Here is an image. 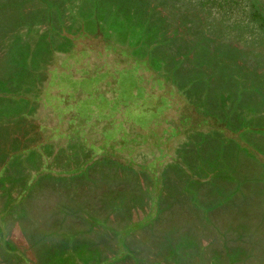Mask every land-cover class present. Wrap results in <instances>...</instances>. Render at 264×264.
Listing matches in <instances>:
<instances>
[{"label": "rangeland", "instance_id": "1", "mask_svg": "<svg viewBox=\"0 0 264 264\" xmlns=\"http://www.w3.org/2000/svg\"><path fill=\"white\" fill-rule=\"evenodd\" d=\"M19 65L43 80L32 94L40 104L24 103L29 114L19 117L9 113L16 102L0 101V111L10 114L0 119L2 150L13 148V134L36 142L59 127L53 110L59 94L44 88L61 72L101 73L105 91L109 75L121 74V82L144 89L125 109L154 106L146 118L159 114L141 130L129 125L121 105L102 103L103 117H117L106 136V125L94 126L101 139L96 149L87 146L99 156L93 172L99 183L86 188L123 207L120 215L109 205L93 216L104 229L91 230L84 248L99 244V264H216L217 252L232 248L238 258L220 264H264V0H0V82L13 83ZM60 82L58 76L52 87ZM91 129L90 123L82 128ZM63 130L65 140L73 138L72 128L63 124ZM122 132L127 143L114 154L135 162L122 165L125 173L105 153L100 158ZM75 143L68 144L69 159L81 161L84 150ZM155 163L168 172L152 210L154 181L143 166ZM0 242V264H33L19 225L11 223ZM183 243L186 250L176 251ZM12 246L27 263L2 257ZM65 258L81 264L75 256L59 257Z\"/></svg>", "mask_w": 264, "mask_h": 264}, {"label": "trees", "instance_id": "2", "mask_svg": "<svg viewBox=\"0 0 264 264\" xmlns=\"http://www.w3.org/2000/svg\"><path fill=\"white\" fill-rule=\"evenodd\" d=\"M19 68L21 71L13 77V83L0 82V101L11 99L14 104L16 102L15 106L18 108L10 107L11 111L9 113H18V116H22L29 114V110L24 108L26 107L24 103L38 108L40 100L38 101L37 96L34 95L33 97L32 94L35 91L38 92V90L40 91L43 89V80H41L39 76L32 78V76H34L32 69H28L26 66L22 65H19ZM112 69L115 70L116 68ZM90 73L91 74H79L76 71H73L72 73L66 74V72H61L58 76L60 77V84L62 86L58 87L57 90L52 86H58L55 83L58 76H54L52 79L49 78V82H47V86L44 90H53L56 95L59 94L55 98L53 110L58 117L61 118H58V121L61 120L59 127L56 125V127L51 130L52 135H43L42 133L39 135L40 137L36 142H30L25 135L18 137L16 134H13L9 144L13 147L11 150H2V144L0 142V238L2 237V241H5V235L7 233L5 221L8 223L10 220L13 221L12 219L19 216V210L16 209L18 205L22 204V207H24V205L28 206L30 204L31 206L34 205V202L41 201L43 203L44 212H48L52 210V205H54L50 200L52 195L62 194L63 197H68L69 201L77 203L83 201L86 210L91 212V230L93 231L104 229L103 226L105 225H103V223L97 218L93 221L94 215L102 214L104 208L109 209V205L111 206L110 209L112 211L121 208L120 202H116L115 200L112 201L109 197L103 199L100 195L92 194L90 189L87 190L86 185L90 186L91 183H93V185H98L99 183V181H96L95 175H93L96 165H99V162L95 161L99 156L93 152L91 146L87 145L92 142L91 144L94 146L93 148L96 149L94 143L101 139L98 138L94 126L98 127L106 125L102 129V133H105L106 136L107 133H110L111 131V129L107 130L108 125L113 124L111 118L117 117L110 113L109 115L104 114L103 117L101 114L102 103L112 102L113 106L121 105V107L125 109L131 104L130 101H134L133 103L135 104L141 99V94L144 92V89L138 87L136 84L134 85L135 87H131L126 78H123L121 82V74H117L116 77L110 75L108 77L107 86L109 85L111 89L107 88V91L99 90L98 82L104 79V75L102 76L101 73H96V71ZM94 74H97L100 77H95ZM41 78H43V76ZM126 84H128V86ZM8 90L16 91L13 94L6 96L5 94H7L6 91ZM55 94H51V97H55ZM33 104H35V106ZM113 106L111 107V112L113 111ZM139 106L143 107V103H140ZM152 108H154V106L142 109L136 113H133L135 110L125 109V115L128 113L130 115L127 116L131 121L129 125L133 124L143 130L147 129L146 125H149L154 121L158 122L157 119L159 114L157 116L146 118L145 112L152 111ZM19 110L22 112H18ZM9 113L0 111V119H5L7 121V116H10ZM66 118H68V122L66 121ZM87 123H90L92 129L89 131L82 130ZM63 124H65V126L67 125L68 128H72L71 133L74 134L72 139H64L67 132H64ZM59 130H61L62 133H60ZM126 134V132H122L119 142L109 145L103 153H100V158H102L101 156L104 153L106 154L107 159L105 160L107 162L108 160H115L111 164L109 162V165H114V169L119 170L121 173L127 172L122 167L123 164L135 163L132 158L124 160L121 157L122 159L119 160L116 158L113 151L115 147L120 146V143H127ZM87 135H89V137H87ZM153 137L155 138L154 142L156 143V140L159 138H157L158 136L155 134H153ZM116 138H118V136H116ZM54 139H58V141L60 140V143L54 141ZM71 142H77L75 144L78 145V147L83 148V160L69 159L70 153L67 152V149L69 147L68 144ZM48 147H51V149ZM148 166L150 167V174L152 176L147 178L148 180L152 179L154 181L153 191L155 190V200L152 202L151 199V203L153 204L151 208L154 210L158 191L161 188L160 179L164 180V176L167 174L168 170L164 165L161 166L158 163L152 165L148 164L147 166H143V168ZM84 179L87 181L85 184H83L84 182H79V180ZM81 184L85 186V189ZM66 190H69V192H64ZM151 218L154 219L155 216L151 214L150 219H147V222H151ZM105 219L108 218L105 217ZM97 223H100V225ZM92 245L94 249H97L96 243Z\"/></svg>", "mask_w": 264, "mask_h": 264}, {"label": "crops", "instance_id": "3", "mask_svg": "<svg viewBox=\"0 0 264 264\" xmlns=\"http://www.w3.org/2000/svg\"><path fill=\"white\" fill-rule=\"evenodd\" d=\"M79 182L85 184L87 181L84 179L79 180ZM64 192H69V190ZM50 200L54 205H52V210L48 212H44L43 203L40 201L34 202V205L31 206L30 204L24 205V207L22 204L18 205L16 209L19 210V216L12 219L14 222L10 220L7 223L5 221L7 232L11 223L19 225L30 250L33 252V264H60L61 261L63 264H71V259H59L61 256L68 257L70 255L77 257L81 264H86L88 261L89 264H99L100 259L103 258L100 254V248L94 249L93 246L88 250L84 248L86 243L91 242L92 223L91 212L86 210L84 202L69 201L68 197H63L62 194L52 195ZM115 212L120 215L118 209ZM35 232L38 236H33ZM6 236L7 233L5 241ZM36 238L37 240L34 242ZM118 245L120 249L123 247L119 243ZM98 246L99 244H97ZM12 249L10 253H4L1 250L4 254L2 257L14 258L24 263L28 262L24 254L17 253L18 250L14 246ZM15 251L17 252L15 253Z\"/></svg>", "mask_w": 264, "mask_h": 264}, {"label": "flooded vegetation", "instance_id": "4", "mask_svg": "<svg viewBox=\"0 0 264 264\" xmlns=\"http://www.w3.org/2000/svg\"><path fill=\"white\" fill-rule=\"evenodd\" d=\"M122 239V238H121ZM123 240V239H122ZM119 249V248H118ZM157 250H155V251H162L163 250V248H156ZM186 250V245L183 243V244H180V246H177L176 247V251H178V252H181V251H185ZM164 251H165V249H164ZM228 253L227 254H225V255H223V254H219L218 252H217V255H216V261H217V263L216 264H220L219 262L220 261H224V260H229V261H231V260H235L236 258H238V256L239 255H237V253L239 252V249L238 248H232L230 251H227ZM185 255V254H184ZM174 256H176V255H174ZM177 256H181V254H177ZM226 258V259H225ZM184 260H185V256H184ZM167 262H169L168 260H166ZM177 263V262H176ZM233 263V262H232Z\"/></svg>", "mask_w": 264, "mask_h": 264}]
</instances>
